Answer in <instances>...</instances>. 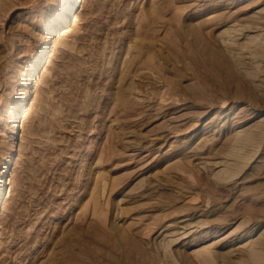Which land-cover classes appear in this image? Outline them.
<instances>
[{"label": "rangeland", "instance_id": "rangeland-1", "mask_svg": "<svg viewBox=\"0 0 264 264\" xmlns=\"http://www.w3.org/2000/svg\"><path fill=\"white\" fill-rule=\"evenodd\" d=\"M95 246L264 264V0H0V264Z\"/></svg>", "mask_w": 264, "mask_h": 264}, {"label": "bare ground", "instance_id": "bare-ground-1", "mask_svg": "<svg viewBox=\"0 0 264 264\" xmlns=\"http://www.w3.org/2000/svg\"><path fill=\"white\" fill-rule=\"evenodd\" d=\"M185 14L186 13L183 10H181V11L175 13L173 16L165 18L161 13L157 12V14H154L153 17H154L155 25H157L158 27L164 26V27H169L171 29H178L181 25L185 24V19H184ZM126 92H127V90L124 87L118 89L117 96L119 97V99H118L119 103H121L120 100H122V103H123V100L125 101ZM85 252L86 251H84L82 253H85ZM92 252L98 253L96 262H99L100 264H110L109 260H111V262L113 260L114 263H117V264H123V263L131 264L135 261H136V263L139 262V259L135 260V259L131 258L130 254L128 255L126 253H120L119 255H115V254H108L107 255L105 253V255L103 257L102 256L99 257L102 252L103 253L106 252L103 250V247H100V246L93 247ZM93 262L95 264L94 260H93Z\"/></svg>", "mask_w": 264, "mask_h": 264}]
</instances>
